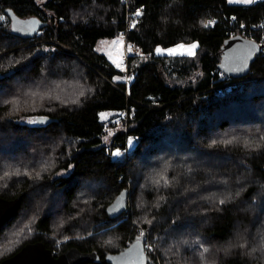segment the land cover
Instances as JSON below:
<instances>
[{"label": "trees", "instance_id": "obj_1", "mask_svg": "<svg viewBox=\"0 0 264 264\" xmlns=\"http://www.w3.org/2000/svg\"><path fill=\"white\" fill-rule=\"evenodd\" d=\"M7 8L46 25L23 39L0 20V197L22 195L0 227V262L43 241L56 256L76 246L100 255L83 264H114L138 237L146 251L144 227L156 251L146 264H264V51L245 81L223 96L210 89L228 38L258 42L261 32H249L264 21V0H0ZM122 30L140 48L129 85L95 48ZM193 42L192 56L155 53ZM104 111L124 113L112 137L106 128L118 123ZM37 115L54 120L20 122ZM128 137L133 153L107 154ZM193 150L205 160L181 156ZM128 179L129 208L111 218Z\"/></svg>", "mask_w": 264, "mask_h": 264}, {"label": "water", "instance_id": "obj_2", "mask_svg": "<svg viewBox=\"0 0 264 264\" xmlns=\"http://www.w3.org/2000/svg\"><path fill=\"white\" fill-rule=\"evenodd\" d=\"M6 15L10 19L11 32L23 39L34 38L46 25V22L38 16L22 17L12 8L6 9ZM261 50L262 45L257 41L242 34L234 35L228 38L223 45L219 68L235 78H245L250 73L251 64ZM12 73L14 71H10L8 75ZM0 77L3 78L4 75ZM32 120L36 121L33 123L35 125L45 126L54 119L46 115H37ZM129 197V189L126 187L121 189L107 206V214L111 218L121 216L128 209ZM21 200L22 195L12 199L0 197V227L18 209ZM99 258L97 251H82L76 246H71L56 256L45 242L36 241L27 243L14 255L2 260L0 264H83L96 262ZM112 260L114 264H146L147 253L144 244L133 243L114 256Z\"/></svg>", "mask_w": 264, "mask_h": 264}, {"label": "rangeland", "instance_id": "obj_3", "mask_svg": "<svg viewBox=\"0 0 264 264\" xmlns=\"http://www.w3.org/2000/svg\"><path fill=\"white\" fill-rule=\"evenodd\" d=\"M230 3H243V2H241V0H228ZM0 16H3L4 17V19L3 20H1L2 22H4V23H8L9 22V17L6 15V14H2V13H0ZM131 20H130V25H133V24H135V20H136V18L138 17V16H136L135 15V13L132 15L131 14ZM119 35V34H118ZM113 41H122V43H116V44H114L113 43ZM193 43H196L197 44V48L194 50L195 51V53H196V51H197V49H198V43L197 42H193ZM193 43H180V44H177V45H181V44H183V45H185V46H187V45H191V44H193ZM127 44H126V42H125V39L123 38V37H120V36H116V37H111V38H108V37H106V38H100L98 41H97V43H96V50L98 51V52H100V53H104L106 56H107V58L114 64V65H116V63H114V61H117V62H119L120 60H121V57H122V55L125 53V46H126ZM177 45H174V46H170V47H163V46H160V45H158L156 48H155V50L157 49V48H160V49H165V50H167V49H172V48H176V46ZM155 53L156 54H158L156 51H155ZM158 55H168V56H176V55H181V54H179V53H177V54H174V55H169L168 54V52L167 51H165V52H163L162 54H158ZM184 55H187V54H184ZM121 68V67H120ZM4 78V77H3ZM124 78V77H123ZM111 112H109V111H104V112H102L101 113V116H102V118L104 119V120H110L111 118H112V121H114V122H116V123H118L117 124V126H108L107 128H106V135H107V137H112L116 132H117V130L118 129H121V127H122V125H121V118H122V116L124 115V113L123 112H119V113H117V114H113V116L112 117H110L111 116ZM30 121H32V118H29V117H22V118H20V122L21 123H26V124H33V123H31ZM109 133H112L111 135H109ZM129 139H132L133 140V144H132V146H129V144H128V141H129ZM136 142H137V140H136V138H134V137H128V139H127V141H126V144H127V146H128V149H130V151H127L125 154H121V156H119V157H116V159L117 158H120V157H126V156H128L129 154H131V153H133V150H134V146H135V144H136ZM108 146H110V149H112V148H114V149H112L114 152H117L118 151V148H116V147H112L111 145H108ZM171 151V150H170ZM175 156H177V154L175 155ZM181 156L184 158V159H190V161L191 162H194V163H196L197 164V162H199V161H204L205 160V156H204V154H202L199 150H193V152L192 151H190V153L189 152H186V153H181ZM200 163V162H199ZM98 185V184H97ZM97 185H96V187H97ZM132 182H131V180L130 179H128L127 180V186L126 187H128V189H129V191L131 192V189H132ZM89 190H91V187L89 186V188H88ZM128 208H129V205H128ZM261 208V205L257 208H254V209H256V211H257V213L258 212H260L262 209H260ZM140 232L141 233H143V235L145 236V241H146V251L148 252V254H156V251H155V248H154V245L152 244V242H151V240H150V235H149V231L146 229V228H144V227H140ZM181 236V234L178 232H171L170 233V239L171 240H173V241H180V239L178 240V238ZM238 238L237 239H240L239 237L241 236L240 235V232L238 233ZM177 239V240H176ZM54 252V254L56 255V252L55 251H53ZM157 256H158V254H157ZM160 262H161V259H160V257L158 256V263H156V264H160ZM162 263V262H161ZM149 264H155V262L153 261V260H150L149 261Z\"/></svg>", "mask_w": 264, "mask_h": 264}, {"label": "built area", "instance_id": "obj_4", "mask_svg": "<svg viewBox=\"0 0 264 264\" xmlns=\"http://www.w3.org/2000/svg\"><path fill=\"white\" fill-rule=\"evenodd\" d=\"M138 10L142 12V8L140 7L136 9L134 12H132L131 14L133 15ZM126 32H127L126 30H122L119 33V36L125 39ZM251 32H261V36L258 39V43L262 45L261 51H264V21L253 25L250 29L249 34H251ZM230 33L234 35L233 31H231ZM243 33L245 34L246 32H243ZM129 46H131V49H132L131 51H128ZM138 53H140V48L136 44H131V45L127 44L125 46V53L122 55L120 61H122L121 68L125 71L124 77H125L126 85H129L135 76V73L129 70V56L131 54H138ZM216 73L217 75L215 79L213 80L214 85H212L210 89L215 90L219 96H223L226 91L230 90L233 86L237 85L238 83L246 79V78H235L233 76H230L229 74H227L225 71L221 70L220 68L217 69ZM118 151L121 152V154H125L127 151H130V149H128V146L126 144L123 147L122 146L119 147ZM106 152L113 159H116V156L113 155L114 151L110 149V146H107Z\"/></svg>", "mask_w": 264, "mask_h": 264}, {"label": "snow or ice", "instance_id": "obj_5", "mask_svg": "<svg viewBox=\"0 0 264 264\" xmlns=\"http://www.w3.org/2000/svg\"><path fill=\"white\" fill-rule=\"evenodd\" d=\"M241 2L246 3V4H250V3H253L254 0H241ZM135 15H136V16H140V15H142V12L138 10V11L135 13ZM3 19H4V17H3V16H0V20H3ZM209 23H212V22L210 21ZM207 26H208V24L205 25V27H207ZM132 27H135V24H133ZM32 30L34 31L35 29L33 28ZM113 43H114V44H116V43H122V41H113ZM196 48H197V44H196V43H193V44H191V45H187V46H185V45H183V44H181V45H177L176 48L167 49V50L157 48L155 51H156L158 54H162L163 52L167 51L169 55H174V54L179 53V54H181V55L187 54V55L192 56V55H195V51H194V50H195ZM131 50H132V49H131V46H129V47H128V51H131ZM114 63H116V66H117V67H121V65H122V61H119V62L114 61ZM117 79H119V78H117ZM30 122H31V123H36L35 120H32V121H30ZM111 134H112V133H109V135H111ZM229 142H230V141H229ZM128 144H129V146H132V144H133V140H132V139H129ZM113 155L116 156V157H119V156H121V152H119V151L114 152ZM37 175H38V174H37ZM157 183H159V182L157 181ZM165 184L167 185V181H165ZM219 203H220V204H224L225 201H224V200H220ZM142 236H143V233H141V237H142ZM139 243H140V237L137 238V245H139ZM205 251H207V249H205Z\"/></svg>", "mask_w": 264, "mask_h": 264}, {"label": "bare ground", "instance_id": "obj_6", "mask_svg": "<svg viewBox=\"0 0 264 264\" xmlns=\"http://www.w3.org/2000/svg\"><path fill=\"white\" fill-rule=\"evenodd\" d=\"M251 27H252V26H251ZM249 28H250V27H249ZM242 30H243V29H242ZM255 34H256V32H255ZM215 74H216V73H215ZM244 81H245V80H244ZM238 84H239V83H238ZM229 91H230V90H229ZM225 94H226V93H225ZM225 94H224V95H225Z\"/></svg>", "mask_w": 264, "mask_h": 264}, {"label": "crops", "instance_id": "obj_7", "mask_svg": "<svg viewBox=\"0 0 264 264\" xmlns=\"http://www.w3.org/2000/svg\"><path fill=\"white\" fill-rule=\"evenodd\" d=\"M257 1V0H254V2Z\"/></svg>", "mask_w": 264, "mask_h": 264}]
</instances>
